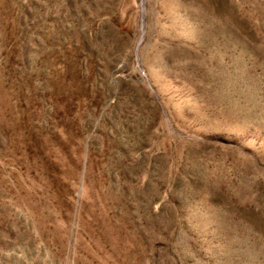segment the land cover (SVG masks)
Segmentation results:
<instances>
[{"label": "rangeland", "instance_id": "obj_1", "mask_svg": "<svg viewBox=\"0 0 264 264\" xmlns=\"http://www.w3.org/2000/svg\"><path fill=\"white\" fill-rule=\"evenodd\" d=\"M257 96L264 0H0V264H264Z\"/></svg>", "mask_w": 264, "mask_h": 264}, {"label": "bare ground", "instance_id": "obj_2", "mask_svg": "<svg viewBox=\"0 0 264 264\" xmlns=\"http://www.w3.org/2000/svg\"><path fill=\"white\" fill-rule=\"evenodd\" d=\"M200 13H199V15H200V18H202V11H201V8H200ZM172 13H173V11H172ZM175 18V17H174ZM142 30H143V26H142ZM144 34V33H143ZM12 114V113H11ZM17 115V114H16ZM0 118H1V113H0ZM29 128V127H28ZM13 129L9 126V125H6V123H1V120H0V135L2 136L3 134H6V135H8V137H7V140H6V142H5V146H4V144L2 143V140H1V136H0V161H9L10 163L11 162H14L15 160H16V154H17V152H18V149H20V151L22 150V149H24L22 152H21V155H23V153H25V158L24 159H26L25 161V170H27V179L31 182V183H33L32 185H35V182L37 181V180H44L43 179V174L42 175H40L39 173V170H41V167H42V165H41V163H40V161H41V157L42 156H40V158L39 157H37V155L36 154H34V155H32V156H30L29 155V148H30V151H33V149H35V147L36 148H38L39 150H46V154H47V156H49L50 158H52L53 156H55V153L53 152L54 151V147L56 146V143H54L53 141H52V138L50 137V136H44V135H42L41 133L42 132H37V133H33V131H31L30 129H29V131H28V135H27V137H26V140H21V141H24L25 143H23L24 144V148H22V147H20L19 145H21V143L19 142V139H20V137H17V138H19V139H16V137H14V135H13ZM115 143H117V142H115ZM118 144V143H117ZM111 145H113V144H111ZM2 146H4V147H2ZM118 146V145H117ZM116 146V147H117ZM115 147V148H116ZM59 150V149H58ZM57 152V151H56ZM106 154V153H105ZM112 154V153H111ZM60 156V155H59ZM23 157H24V155H23ZM32 157V159L30 160V158ZM45 157V156H44ZM57 157H58V155H57ZM56 157V158H57ZM113 157H114V155H113ZM59 158V157H58ZM122 158V157H121ZM127 158V157H126ZM77 159V158H76ZM108 159H110V158H108ZM43 160V159H42ZM48 161V160H47ZM117 161H120V160H117ZM45 162V161H44ZM50 162V161H49ZM57 162H59V161H57ZM76 162V161H75ZM126 162V161H125ZM42 163H43V161H42ZM92 163V162H91ZM115 163H116V159H115ZM59 164V163H58ZM61 164V163H60ZM91 165V164H90ZM89 165V166H90ZM115 165V164H114ZM122 165V164H121ZM58 166V165H57ZM59 167V166H58ZM115 167V166H114ZM118 168H120V167H118ZM57 170V169H56ZM88 170V169H87ZM91 170H92V166H91ZM135 170V169H134ZM68 171V170H67ZM93 171V170H92ZM5 172V171H4ZM91 173V172H90ZM93 173V172H92ZM7 174H8V178H11L12 179V177H15L14 176V173L13 172H11V171H9V172H7ZM75 174H76V170H75ZM88 174V173H87ZM86 174V175H87ZM100 174H102V173H100ZM68 175V174H67ZM97 175V174H96ZM90 175L88 174V177H89ZM93 176V175H92ZM95 176V175H94ZM6 177V176H5ZM70 177H71V175H70ZM87 177V176H86ZM98 177V176H97ZM105 177V176H104ZM66 178V177H65ZM73 178V177H72ZM69 179V178H68ZM28 180H26V181H28ZM63 180V179H62ZM104 180H105V178H104ZM24 181V180H23ZM87 181H89V180H87ZM91 181V180H90ZM93 181V180H92ZM15 182L16 183H18L19 185H20V187H23L24 188V186H23V184H22V182H21V179L20 178H18L17 177V180H15ZM25 182V181H24ZM60 182V181H59ZM59 182H58V184H59ZM63 182H64V180H63ZM8 183H11L10 181H5L4 180V177H3V175H1L0 174V184L1 185H4L5 186V188H6V192L7 193H11L13 190H15L14 189V187H15V185H14V187H13V182H12V184H8ZM16 183H14V184H16ZM30 183V184H31ZM90 183V182H89ZM101 183V182H100ZM99 183V184H100ZM103 183H104V181H103ZM61 184V183H60ZM71 184H72V182H71ZM65 185V184H64ZM92 185V184H91ZM90 185V186H91ZM27 186H29V183H28V185ZM87 186V185H86ZM29 187H32V186H29ZM35 187V186H34ZM58 188H59V190H60V192H61V202H62V204H64L66 201L63 199V197L68 193V192H66V190L65 189H62L61 187H60V185H58L57 186ZM93 187H94V185H93ZM33 188V187H32ZM71 188V187H70ZM18 189V188H17ZM24 189H27V187H25ZM30 190V189H29ZM82 190V189H81ZM80 190V191H81ZM25 190H23V192H24ZM22 192V193H23ZM26 192V191H25ZM19 193V192H18ZM31 194V193H30ZM29 194V195H30ZM33 194V193H32ZM96 195V194H95ZM16 196V195H15ZM68 196V195H67ZM19 198H21V197H19ZM69 199H71V198H69ZM22 200H24V198L22 199ZM26 202V201H25ZM48 203V202H47ZM26 205V204H25ZM31 205V204H30ZM28 206V205H27ZM42 208V207H41ZM27 209H29V208H27ZM33 210V209H32ZM29 211V210H28ZM43 219V218H42Z\"/></svg>", "mask_w": 264, "mask_h": 264}, {"label": "clouds", "instance_id": "obj_3", "mask_svg": "<svg viewBox=\"0 0 264 264\" xmlns=\"http://www.w3.org/2000/svg\"><path fill=\"white\" fill-rule=\"evenodd\" d=\"M250 111H247L246 114L254 115L258 112L264 111V97L257 96L253 97L246 101Z\"/></svg>", "mask_w": 264, "mask_h": 264}]
</instances>
